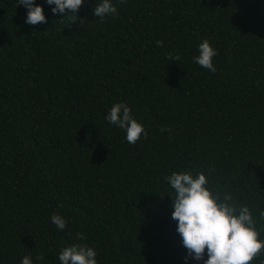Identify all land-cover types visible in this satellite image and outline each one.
<instances>
[{
	"label": "trees",
	"instance_id": "trees-1",
	"mask_svg": "<svg viewBox=\"0 0 264 264\" xmlns=\"http://www.w3.org/2000/svg\"><path fill=\"white\" fill-rule=\"evenodd\" d=\"M98 2L68 25L35 0L46 23L28 25L0 0V264H60L73 243L97 264H204L184 259L165 177L204 172L264 228V0H112L103 21ZM204 39L215 73L193 60ZM115 103L147 138L106 120Z\"/></svg>",
	"mask_w": 264,
	"mask_h": 264
},
{
	"label": "clouds",
	"instance_id": "clouds-1",
	"mask_svg": "<svg viewBox=\"0 0 264 264\" xmlns=\"http://www.w3.org/2000/svg\"><path fill=\"white\" fill-rule=\"evenodd\" d=\"M125 0H121L124 3ZM52 7V13H74L69 17V24L76 22L78 10L84 0H46ZM27 9L26 23L36 25L46 23L43 6L36 4L35 0H18ZM94 16L101 21L107 15H118L117 8L112 0H99L93 9ZM157 46H163V41H156ZM199 54L193 57L201 67L215 73L213 57L217 50L204 39L198 45ZM168 59L179 61L180 56L169 52ZM106 120L126 131V140L135 144L143 135L147 138V131L142 123L132 115L131 108L126 103H115L110 108ZM161 128V131H164ZM175 195H170L173 200L172 219L178 222L177 232L182 237L183 246L187 249L189 257L204 264H252L264 253V239H260L264 228L256 227V219L249 206L239 205L231 193L214 191L209 185L208 177L204 172L195 176L190 171L173 172L165 177ZM260 219L264 220V210L259 212ZM51 222L61 231L66 227V220L58 213L51 216ZM78 240L86 239L83 233H77ZM205 251L207 259L204 260ZM97 253L87 244L73 243L63 247L59 253L60 264H97ZM36 260H43L38 255ZM21 264H33L29 256H24ZM264 264V260L260 262Z\"/></svg>",
	"mask_w": 264,
	"mask_h": 264
}]
</instances>
